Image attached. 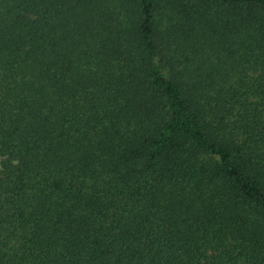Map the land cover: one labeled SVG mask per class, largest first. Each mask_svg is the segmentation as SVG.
Listing matches in <instances>:
<instances>
[{"label":"trees","instance_id":"16d2710c","mask_svg":"<svg viewBox=\"0 0 264 264\" xmlns=\"http://www.w3.org/2000/svg\"><path fill=\"white\" fill-rule=\"evenodd\" d=\"M0 264H264V0H0Z\"/></svg>","mask_w":264,"mask_h":264}]
</instances>
